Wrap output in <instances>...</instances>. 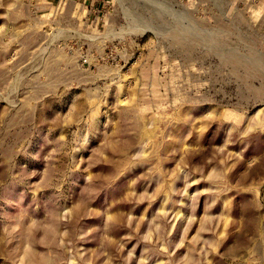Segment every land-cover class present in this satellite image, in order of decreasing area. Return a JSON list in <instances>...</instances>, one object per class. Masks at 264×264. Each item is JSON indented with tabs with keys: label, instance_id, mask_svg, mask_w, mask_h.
<instances>
[{
	"label": "rangeland",
	"instance_id": "obj_1",
	"mask_svg": "<svg viewBox=\"0 0 264 264\" xmlns=\"http://www.w3.org/2000/svg\"><path fill=\"white\" fill-rule=\"evenodd\" d=\"M0 264H264V0H0Z\"/></svg>",
	"mask_w": 264,
	"mask_h": 264
},
{
	"label": "bare ground",
	"instance_id": "obj_2",
	"mask_svg": "<svg viewBox=\"0 0 264 264\" xmlns=\"http://www.w3.org/2000/svg\"><path fill=\"white\" fill-rule=\"evenodd\" d=\"M221 3H222V1H221ZM223 3H224V2H223ZM216 4H217V3H216ZM218 4H219V3H218ZM158 5H159V3H158ZM164 5H165V4H164ZM164 5H163V6H164ZM168 6H169V5H168ZM164 8H165V7H164ZM165 10H166V9H165ZM179 14H181V13H179ZM185 16H186V15H185ZM179 17H180V16H179ZM175 19H176V18H175ZM177 19H178V18H177ZM183 19H184V18H183ZM144 20H145V19H144ZM181 20H182V18H181ZM179 23H180V22H179ZM135 24H136V23H135ZM135 24H134V25H135ZM135 26H136V25H135ZM148 27H149V26H148ZM168 27H171V26H168ZM133 28H135V27H133ZM145 28H146V27H145ZM135 29H136V28H135ZM133 30H134V29H133ZM138 30H139V29H138ZM143 30H144V29H143ZM143 30H142V31H143ZM130 31H131V30H130ZM136 31H137V30H136ZM136 31H135V32H136ZM133 32H134V31H133ZM137 33H138V32H137ZM158 33H159V32H158ZM262 60H263V59H262Z\"/></svg>",
	"mask_w": 264,
	"mask_h": 264
}]
</instances>
